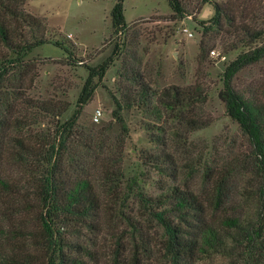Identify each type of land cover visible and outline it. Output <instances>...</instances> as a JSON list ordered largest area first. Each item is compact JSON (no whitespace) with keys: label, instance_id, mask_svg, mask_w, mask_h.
Here are the masks:
<instances>
[{"label":"rangeland","instance_id":"obj_1","mask_svg":"<svg viewBox=\"0 0 264 264\" xmlns=\"http://www.w3.org/2000/svg\"><path fill=\"white\" fill-rule=\"evenodd\" d=\"M8 1L0 0V25L6 29L11 44H24L30 40L31 28L35 27L23 19H9L3 8ZM181 1L186 12L179 19L173 16L166 0H125L126 28L118 34L112 32L110 23L115 0H25L21 7L25 12L46 18V37L50 45L20 57L19 62L27 67L21 69L17 65L9 88L11 99L21 93L22 98L24 95L26 100L43 101L48 108L68 105L59 118L45 113L38 116L37 124L28 130L34 138L25 140L31 145L38 143V136L42 138L53 133L57 122H67L78 110L77 98L88 74L86 67L99 65L117 51L92 100L80 110L71 131V144L78 147L71 149L77 169L84 170L101 191L103 207L99 226L106 232L93 234L96 245L91 249L99 264H108L109 247L122 229L119 210L135 216L136 202L131 195L126 197V192H131L126 191V187L135 193L156 196L177 186L195 195L207 209L213 187L221 181L229 202L220 211L208 209L209 214L205 216L208 222L219 225L224 217L237 212L251 216L254 211L255 203L248 200L243 208L237 206L241 193L253 198L257 186L254 175L236 170L223 171L233 156L236 158L249 152L246 138L226 115L224 105L218 99L224 69L238 51L223 53L224 41L218 39L200 65L202 28L198 23L209 21L213 8L210 4L202 5V0ZM231 2L237 13L242 8L254 10L264 6L259 0ZM187 33L192 37L189 38ZM57 45L67 48L71 55L64 54ZM211 51L215 56L210 55ZM6 55L9 59L15 58L0 41V60ZM24 73L22 83L19 76ZM196 81L207 96L201 116L209 118L210 124L189 134L181 131L182 136L176 138L174 132H180L181 127L174 118L175 113L155 104V100L166 88H185ZM233 86L245 99L264 109V61L237 74ZM143 90L154 95V100L150 108L137 102L130 109H124L120 116L126 130L122 132L112 116L113 98L123 102L128 91L140 95ZM16 99L7 118L11 126L31 122L35 112L25 108L21 97ZM96 111L101 112L98 121L95 120ZM22 137L23 133L10 130L9 150L0 163V180L9 187L8 190L0 185V264H44L45 260L44 252L37 245L41 226L27 176L13 161L16 141ZM160 155H164V162L155 161ZM116 171L121 175L118 188L123 194L103 193L107 190L101 182L105 173ZM83 232L92 237L87 231ZM82 242L86 243V237ZM197 264L231 263L214 255Z\"/></svg>","mask_w":264,"mask_h":264},{"label":"trees","instance_id":"obj_2","mask_svg":"<svg viewBox=\"0 0 264 264\" xmlns=\"http://www.w3.org/2000/svg\"><path fill=\"white\" fill-rule=\"evenodd\" d=\"M24 1L9 0L3 8L7 10L9 19H23L35 27H30V40L24 44L13 45L6 29L0 25V41L15 56L14 59H9L6 55L0 60V163L4 159V153L9 150L7 138L10 130L23 133L24 138L16 141L17 151L13 154V161L27 176L26 181L36 204L41 226L40 243L37 245L44 252V264H99V259L91 249L96 245L93 234L106 232L99 226L103 207L101 191L94 186L90 176L84 174V170L78 171L77 161L71 154V149L78 147L71 144V131L80 110L92 100L117 51H113L99 65L86 67L88 74L77 98L78 110L70 120L63 124L57 122L53 133L42 138L38 136L36 145L25 142L34 138L28 130L37 124L38 116H44L42 113H45L59 118L66 112L68 105L48 108L45 102L26 100L24 95L22 98V94L18 93L16 98L21 97L25 108L34 109L35 112L32 113L29 123L18 122L12 126L9 124L7 118L13 110V102L17 100H12L9 93L12 92L9 90L11 77L17 65L21 69L27 67L22 61L19 62L20 57L43 45H50L48 36L46 37V18L25 12L21 8ZM124 1L115 0L110 11L114 34L126 28ZM166 2L175 18L181 19L185 16L186 11L181 0ZM262 2L264 0H259V3ZM201 4L212 5L213 15L209 21L198 23L202 28L199 44L200 65L211 50L210 46L218 39L224 41L223 53L238 51L235 59L224 69L218 99L224 105L226 115L238 125L246 138L249 152L236 158L233 156L232 162L226 164L223 171L236 170L254 175L257 186L253 191V198L241 193L237 201L240 209L248 201L255 203L254 211L251 216L237 212L233 216L224 217L219 225L208 222L205 218L209 214L208 209L220 211L229 202L224 182L221 181L213 187L207 209L195 195L177 186L156 196L135 193L130 187H126V191H131L126 192V197L131 195L136 202L135 216H128L119 210L122 229L113 238L111 248L109 247L106 259L108 264H197L199 260L214 255L229 260L231 264H264V109L245 99L233 86L237 74L264 61V6L254 10L242 8L237 13L231 0L220 3L202 0ZM56 47L62 48L67 56L71 55L67 48L59 45ZM25 75L24 73L19 76L21 82ZM153 100L154 95L146 90L140 95H132L128 91L124 94L123 102L113 98L115 109L112 116L122 132H125L126 127L120 113L137 102L150 108ZM206 100L204 90L196 81L185 88L173 86L164 89L155 104L175 113L174 118L181 128L174 135L179 138L181 131L189 134L210 124L209 118L201 116ZM163 156L155 157V161L164 162ZM120 176L119 171L105 173L101 182L107 190L104 189L103 193L123 194L122 189L118 188ZM0 185L9 190L4 181L0 180ZM83 230L92 237L85 235ZM85 237L86 243L83 244L82 238Z\"/></svg>","mask_w":264,"mask_h":264},{"label":"built area","instance_id":"obj_3","mask_svg":"<svg viewBox=\"0 0 264 264\" xmlns=\"http://www.w3.org/2000/svg\"><path fill=\"white\" fill-rule=\"evenodd\" d=\"M184 32L186 33L185 30H184ZM187 36H188L189 38L192 37V35H191L190 33H187ZM210 55H211V56H215V52H214V51H211V52H210ZM100 117H101V112H100V111H96V114H95V120L98 121Z\"/></svg>","mask_w":264,"mask_h":264},{"label":"water","instance_id":"obj_4","mask_svg":"<svg viewBox=\"0 0 264 264\" xmlns=\"http://www.w3.org/2000/svg\"><path fill=\"white\" fill-rule=\"evenodd\" d=\"M175 56V55H174Z\"/></svg>","mask_w":264,"mask_h":264}]
</instances>
